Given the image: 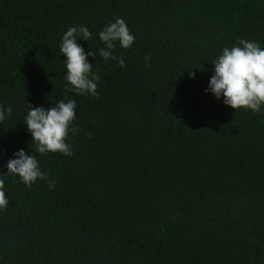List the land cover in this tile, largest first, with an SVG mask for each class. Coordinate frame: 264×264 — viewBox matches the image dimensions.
<instances>
[{
  "label": "trees",
  "instance_id": "obj_1",
  "mask_svg": "<svg viewBox=\"0 0 264 264\" xmlns=\"http://www.w3.org/2000/svg\"><path fill=\"white\" fill-rule=\"evenodd\" d=\"M117 18L135 37L115 42L124 67L99 54ZM81 25L96 97L72 90L59 50ZM242 39L264 48V0H0V105L13 109L0 122V264H264V105L235 111L207 91ZM60 100L76 102L73 155H41L25 118ZM20 150L54 189L8 174Z\"/></svg>",
  "mask_w": 264,
  "mask_h": 264
},
{
  "label": "clouds",
  "instance_id": "obj_2",
  "mask_svg": "<svg viewBox=\"0 0 264 264\" xmlns=\"http://www.w3.org/2000/svg\"><path fill=\"white\" fill-rule=\"evenodd\" d=\"M91 32L86 26L69 27L64 33L60 44V52L66 60V80L72 86V90L78 95H91L96 97L99 74L93 72V65L88 62V55L95 56L90 52L85 55L83 47L78 45L77 36H82L84 41L91 39ZM100 40L105 47L100 50V56L105 60H117L121 67L125 66L124 60L112 55L115 42L128 49L134 43L135 37L128 29L122 18L107 25L100 33ZM239 46L231 49L225 48L212 64L214 75L210 78L209 88L217 100L223 96L224 104L232 109H248L258 113L264 105V48L254 41L240 40ZM150 57H145L148 65ZM194 78L195 73L189 72ZM76 102L60 100L55 107L45 110L43 107H33L25 118L27 129L33 137L34 149L39 154L62 153L66 157L73 155L71 147L66 143L69 132L76 133L78 130L70 127L76 117ZM13 109H5L0 105V122L11 115ZM91 138V133L87 134ZM15 158L7 163L8 174L16 175L27 186L31 187L38 179L48 182L50 189H54L56 181L43 173L36 157L20 150L14 154ZM4 181L0 179V209L9 205V200L4 191Z\"/></svg>",
  "mask_w": 264,
  "mask_h": 264
}]
</instances>
